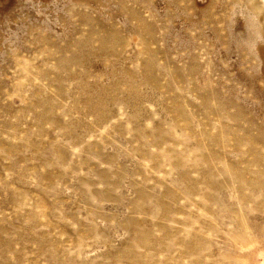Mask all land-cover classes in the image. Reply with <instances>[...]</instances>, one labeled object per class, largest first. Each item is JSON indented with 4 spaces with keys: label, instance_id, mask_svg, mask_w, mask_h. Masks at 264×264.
<instances>
[{
    "label": "rangeland",
    "instance_id": "1",
    "mask_svg": "<svg viewBox=\"0 0 264 264\" xmlns=\"http://www.w3.org/2000/svg\"><path fill=\"white\" fill-rule=\"evenodd\" d=\"M260 0H0V264H264Z\"/></svg>",
    "mask_w": 264,
    "mask_h": 264
},
{
    "label": "bare ground",
    "instance_id": "2",
    "mask_svg": "<svg viewBox=\"0 0 264 264\" xmlns=\"http://www.w3.org/2000/svg\"><path fill=\"white\" fill-rule=\"evenodd\" d=\"M261 2L260 3V6L259 8L262 9V11L264 12V0H260Z\"/></svg>",
    "mask_w": 264,
    "mask_h": 264
}]
</instances>
